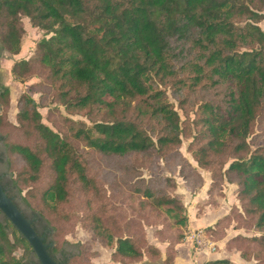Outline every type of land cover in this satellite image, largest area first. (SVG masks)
Instances as JSON below:
<instances>
[{"label":"trees","instance_id":"obj_1","mask_svg":"<svg viewBox=\"0 0 264 264\" xmlns=\"http://www.w3.org/2000/svg\"><path fill=\"white\" fill-rule=\"evenodd\" d=\"M23 17L45 35L34 57L14 64L15 80L38 74L53 102L93 124L63 118L56 130L42 121L41 104L24 93L17 104L23 141L5 142L10 183L50 228L55 251L63 247L45 213H61L78 192L85 219L111 249L114 264L162 257L144 229L150 215L161 227L154 238L168 244L164 264H174L175 246L188 227L177 183L172 177L145 179L139 171L161 160L177 161L190 190L204 185L199 169L210 173L211 197L223 195L227 184L237 186L242 212L234 206L207 234L222 240L231 227L264 232V0H0V43L13 55L22 49ZM8 96L5 88L6 106ZM171 99L187 116L195 111L197 133L189 149L197 167L180 153L184 129ZM90 152L129 159L114 181L124 178L128 186L130 216L115 204L116 192L108 196L92 174ZM13 158L20 163L16 178ZM251 243L264 249V234L239 233L226 247L246 260ZM16 249L23 258L33 251L9 220L0 223V263L24 264Z\"/></svg>","mask_w":264,"mask_h":264},{"label":"rangeland","instance_id":"obj_2","mask_svg":"<svg viewBox=\"0 0 264 264\" xmlns=\"http://www.w3.org/2000/svg\"><path fill=\"white\" fill-rule=\"evenodd\" d=\"M21 22L24 28V34L22 35L21 52L17 55H13L8 51H4L1 55L0 60V74L2 77V84L9 90V105L6 106L5 103H2L0 100V115L3 116V125L0 126V174H10L7 163L8 150L6 149L5 142L11 144L23 141V136L17 128V104L18 100L24 93L29 94L36 100V102L41 104V106H39V111L42 114V121L56 130L59 128H63V118H71L77 122H84L88 128H91L93 126L92 122L87 116H84L83 114L71 115L64 108V106L60 105L57 102H53L52 91L47 90L44 87L43 80L38 74L33 75L29 80L23 83L15 80L12 74V68L14 64L21 60H29L34 57L37 50V44L45 35L44 31L33 27L29 18L23 17ZM260 26L264 30V21L260 24ZM172 102H174L175 109L180 114V124L182 126V129H184V133L181 136L182 146L180 148V153L192 166L197 167V163L195 162L193 154L189 149L197 133V128L193 123V120L195 119V111L190 112L187 116L179 108L177 102H175L174 100H172ZM3 136L5 137V139L2 140ZM259 144H264L263 140H261ZM88 157L90 160V166L94 170L92 171V174H94L93 172H96L97 178L108 191V196H110L111 190H114V192H116L115 199L117 200V202L115 204L121 208L123 207L127 212L126 213L124 211L125 215H127V217L128 215L130 216V214L133 213V210L130 211L127 208V204L130 205L131 201L124 193V189L127 192L128 186L123 182L124 178L121 179V182L114 181L115 176L117 175L116 172H118L119 170V165L127 162L129 159L119 160L117 158H102L97 154H94L93 152H90L88 154ZM13 160L14 166L12 169H10V171L13 172V176L14 178H16L17 172L20 169V163L16 158H13ZM151 168L153 169H150L149 167L147 169L139 168V171H141L145 179L172 177L177 183V193L183 200L184 194L179 193L178 190L190 189L185 181L179 176L180 167L177 165V161L171 160L167 164L163 160H161L158 163V167ZM150 170H152L153 173L149 172ZM154 171H156V173ZM199 171L201 172V175L203 177L208 178V174H210L209 172L200 169ZM9 177L10 176L8 175V178ZM112 181L114 182V184L112 183ZM129 181L130 178L128 179V182ZM28 190V188L24 190V192L22 193L23 196L27 195ZM195 191H197V189L191 190L192 193H194ZM13 194H15V192H13ZM15 196L21 203L22 207H24L25 210L30 213V210L22 203L20 197H18L19 195L17 196L15 194ZM183 203H186L188 207L190 205L188 204L187 200L185 202L183 201ZM235 204V207L233 206L234 211L237 210V212H242L240 202L238 201ZM84 206L85 199L80 195V193L76 192L70 198L66 206H63V211H61V213L51 214L48 212H44L46 216L51 219L54 227L56 228L57 233L55 235V238L57 240L58 246L66 248L69 255L73 254L69 264H114L110 260L111 249L104 247L102 242L99 239H96L94 236L95 234H93V232L91 231L92 228L85 219L86 213ZM154 222H156V219L153 215H150L148 224H145L144 229L149 241L154 237V233L157 230L156 228H161L158 227L160 225ZM228 223L229 222H225L224 224L226 225ZM241 234L250 238L254 236H261L264 234V232L242 228ZM245 250L246 256L249 258H245L246 260H244L240 256L239 264H264L263 248L258 247L256 243H251L247 244ZM21 254H23L22 249H16L14 251L16 259H20Z\"/></svg>","mask_w":264,"mask_h":264},{"label":"crops","instance_id":"obj_3","mask_svg":"<svg viewBox=\"0 0 264 264\" xmlns=\"http://www.w3.org/2000/svg\"><path fill=\"white\" fill-rule=\"evenodd\" d=\"M204 185L201 189L194 193L188 189H179V193L184 194L183 201L188 216V227L185 231L183 241L175 246V262L174 264H204L205 262L216 259H229L236 264H239L240 253L238 251L228 250L226 242L241 233V230H236L233 227L227 229V235L222 240H216L207 234L206 229H214L216 223L227 216L232 207L238 202L237 186L227 184L224 188L223 195L214 196L208 194L211 184L210 174L205 178ZM152 244L157 246L162 257L157 261L148 260L145 258L137 264H164L166 258L167 243L159 242L154 237L150 240ZM211 245L215 250L211 249Z\"/></svg>","mask_w":264,"mask_h":264},{"label":"flooded vegetation","instance_id":"obj_4","mask_svg":"<svg viewBox=\"0 0 264 264\" xmlns=\"http://www.w3.org/2000/svg\"><path fill=\"white\" fill-rule=\"evenodd\" d=\"M4 52V50L1 47V43H0V60H1V55ZM5 87L2 84V77L0 74V100L2 98V94L4 91ZM9 174H0V182L2 184V186L4 187V189L6 190V192L8 193V195L14 200L15 204L19 207V209L23 212L24 216L26 217L27 220L32 222V226L35 229V231L42 237H45V244H47L49 246L48 248V252L49 254L59 263V264H69L70 260L72 258V255H69L67 253L66 248H63L62 250H58L55 251V244L51 241V230L50 228H48L46 226V223H44L43 221L38 220L37 217H35L31 210L30 213H28L24 207H22L21 203L17 200V197L15 196V194L18 196V193L16 191L15 188H13L12 184L10 183V177L8 178ZM15 192V194H13V192ZM19 197V196H18ZM7 218L6 216L0 211V223H2V225L7 226ZM12 235H9V237ZM24 255L21 254V258L24 264H41L37 255L32 251L28 257L23 258ZM1 264V263H0Z\"/></svg>","mask_w":264,"mask_h":264},{"label":"water","instance_id":"obj_5","mask_svg":"<svg viewBox=\"0 0 264 264\" xmlns=\"http://www.w3.org/2000/svg\"><path fill=\"white\" fill-rule=\"evenodd\" d=\"M0 211L19 231L21 236L27 240L37 255L41 264H59L48 252L49 246L45 244V237L40 236L27 220L23 212L8 195L0 182Z\"/></svg>","mask_w":264,"mask_h":264},{"label":"built area","instance_id":"obj_6","mask_svg":"<svg viewBox=\"0 0 264 264\" xmlns=\"http://www.w3.org/2000/svg\"><path fill=\"white\" fill-rule=\"evenodd\" d=\"M211 249H212V250H215L214 246L211 245Z\"/></svg>","mask_w":264,"mask_h":264}]
</instances>
